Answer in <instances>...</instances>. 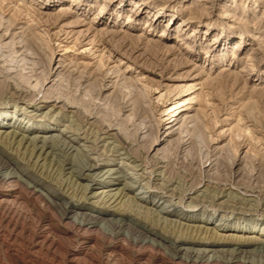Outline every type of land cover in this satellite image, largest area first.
Listing matches in <instances>:
<instances>
[{
  "label": "rangeland",
  "instance_id": "1",
  "mask_svg": "<svg viewBox=\"0 0 264 264\" xmlns=\"http://www.w3.org/2000/svg\"><path fill=\"white\" fill-rule=\"evenodd\" d=\"M42 86L69 101L64 123L72 120V129L76 123L85 132L80 138L67 133L76 147L67 153L59 144L38 168L18 144H0L12 162L28 161L30 170H18L42 188L76 203L85 185L91 196L133 182L124 200L137 206L119 204L112 217L140 214V205L163 208L168 213L155 219L142 213L146 228L173 237L180 235L175 222H182L253 238L258 241L251 248L264 247V0H0L2 131L24 130L31 138L60 134L63 125L45 133L37 131L41 123L25 118V110L46 112L29 101L31 90L39 93ZM174 104L181 111L171 122ZM108 126L124 146L109 139L119 153L109 151L112 145L102 148ZM85 154H105L99 164L118 170L114 179L122 182L106 188L77 175ZM65 161L73 173L61 171ZM121 162L141 168L134 172ZM135 173L150 177L149 187ZM0 188V264H193L158 247L79 227L44 203L32 184L0 179ZM92 202L86 206L94 209ZM108 205L97 210L108 217ZM226 259L204 264L263 260Z\"/></svg>",
  "mask_w": 264,
  "mask_h": 264
},
{
  "label": "bare ground",
  "instance_id": "2",
  "mask_svg": "<svg viewBox=\"0 0 264 264\" xmlns=\"http://www.w3.org/2000/svg\"><path fill=\"white\" fill-rule=\"evenodd\" d=\"M27 43H28V41H27ZM2 64H3V62H2ZM59 68H58V70H59ZM46 73H48V76H50V77L52 75H54V73L51 72L49 69H48V72H46ZM138 79L139 78H137V80ZM49 82H50V80H49ZM58 86H59V84H58ZM28 88H29V86H28ZM51 91H52L51 89H46L45 86H42L40 88L39 93L35 89L31 90V97L29 100L30 103L36 104V107H35L36 109L47 108L46 112H43L41 114H38V111H36V113H30L27 110H25L26 112L25 111L24 112L27 114V115H25V118L29 119V121L41 123V124L37 125L38 126L37 131H42V132L48 133V132L53 130L52 126L58 127L60 125H63L64 129H60V127H59V130H57L60 133L58 136H51L49 138L48 137L47 138L46 137L40 138V137L36 136L34 138H31L28 135V133L24 130L23 131L21 130V132L20 131L9 132V133L7 132V134H6V132L2 131L4 129V127H6L5 124H2V123L0 124V144L1 143H3V144L8 143L10 145L13 143L16 145L18 144L17 147L19 149L21 148L22 150L24 149V153H27L26 156H28V153L30 154L28 161H30V159L32 157H33V159H35L34 162H33V160H31V163L33 162L34 167L36 165L37 168L40 167L41 161H44V165H45L46 159L48 158V156L52 155V152L54 151V149L59 144L62 148H64V150H66L67 153L71 149L76 147L74 144L75 141L68 138L67 133H71L72 136H75V138H80V135L85 134V132H83V133L81 132L82 130L79 128L78 125H75L76 123L74 124L75 129L71 128V127H73L71 124H73L74 121L68 120L69 124L64 123L65 119L70 117L69 115H67L68 112L66 113V111L68 108H70L72 106L69 105V103H68L69 101L67 103H64V98H62L63 97L62 95H61V97L60 96L56 97L57 95L55 96ZM40 93H43V94L39 98L38 96ZM60 103H63V104L59 105ZM175 105L176 104L171 106L172 107L171 112H170L171 117L169 118V121H171V122L177 121V115L180 114V111H181V109H180L181 106H175ZM179 105H183V104L180 103ZM0 108H2V106ZM5 113H7V112H5ZM71 114H74V112H71ZM11 119H14V117L11 116ZM16 120H18V118ZM54 121L56 122V124H54ZM57 127H55V129H58ZM89 130H91V129H89ZM112 130H113V127L108 126L107 131L102 132L103 133L102 141H104L106 144L105 145L103 143L104 145L102 146V148H105V149L108 148L109 149V147L111 145L113 146V144L110 143L109 139L114 140L115 142L118 143V145L121 146V148H123L124 146L122 143L119 142L118 135L110 132ZM30 133H32V131H30ZM173 133H174V131H172V129L168 130L165 136L168 137L169 135H172ZM96 134H97V131H96ZM17 139H18V141H17ZM81 139L84 141L85 137H83V138L81 137ZM38 141H39V143H37ZM186 144H188V143H186ZM12 146H14V145H12ZM77 146H81V145L78 144ZM75 151H78V150L75 149ZM109 151H113V153H119V151L116 150L115 145L113 146L112 150L109 149ZM90 152H91V150L89 149L87 154H89ZM104 155L105 154H101L98 157H92L91 158L89 155L85 154L84 156H85V159H87L86 160L87 162L82 164L78 168L76 173L79 176L81 175L82 177L87 178L90 182L101 181L103 184H106V188H112L113 186H118L120 184V182H122V181H120V178H117L116 180L114 179V178H116L115 176L119 173L118 170H115L113 168L106 169V167L108 166L106 163H105V166H104V164H99L100 161L102 162L106 159V157ZM122 156H123V154H115L114 155V157H116V159L124 160V158H121ZM21 161H23V159ZM21 161L17 160V162L16 161L12 162L10 159L6 158L5 154L3 152H1V150H0V179L4 180V182L5 181L11 182L14 180L19 181L21 183H25V185H27L28 187H30V185L32 184V190L34 191V193L36 192L38 194V196H40V198H42L44 203H46L47 205L52 206V207H58L59 208L58 210H60V214H61V217H63V219L69 220L71 223H73L79 227H82V228L87 229V230H96L97 229L103 233H109V234H112L115 236H120V237H123L124 239L130 240V241L132 240V242H134V243L139 241L142 244H146V245L148 244L152 247H158L159 249L166 251V253H168L171 256V258H173V259H178V260L186 261V262H193V264L194 263H200V264L201 263H203V264L209 263V262L220 260L221 258L226 259L227 257H228L226 259L227 262L238 263V261H240V260L250 259L251 257L253 258L256 256H261L263 258V260H261L260 264H264V247H261L260 249L259 248L258 249L251 248L250 245L256 244V242L258 241V240L253 239V238H242V237L238 238L237 236H232V237L228 236L227 237V236L219 235L218 233H215V232H211L212 228L208 229V228H205L203 226H193L192 227L190 225L189 226L184 225V224H182V222H175L174 228L176 229V227H177L179 229L180 235L173 236V237H171L172 234H171V232L169 234V231H168V233H166L165 231L164 232H156L155 230H157V229H155V228L154 229H149L148 227L146 228L143 220H141V219H144V218H142V213H143V215L146 214L147 216L148 215L150 217L152 216L151 218H154V217L157 218L162 213H168L169 210H165L163 208L162 209H160V208L154 209V208H150V207H146V206L143 207L142 205H140V206H138L140 209L144 208L140 214H137L138 212L135 214V213H132V211H128L129 215H131V216L133 215L130 218H126V217L124 218V216H121L120 219H116V218L112 217L113 216L112 213L117 212L116 207L119 204H123L122 205L123 207L125 206V203H127V205L129 207H130V205H131V207L135 206V205L137 206V204L134 202V199H129L127 202H125V200H124L126 197L125 196L126 189L132 187V185L134 184L133 182L132 183H128V182L125 183L124 182L125 183L124 188H117L115 190L109 189L108 191H102L100 194L95 193L91 196H89L88 193L86 194V191L88 190V185H85L83 187H80L81 191H84L83 195L80 198H78V200L76 199V201H75L76 203H74L73 200L72 201H66V199H64L65 197L63 196L64 195L63 193H61V192L58 193V192H56L55 189L48 190L47 187L42 188L31 177L27 176L26 174H23L18 169L30 170V167H28V161L27 162L26 161L21 162ZM112 161L115 163V165H117V166L119 165L118 163L116 164L117 160L114 159ZM120 164L122 165L121 167H130V169L134 172L138 171L137 170L138 167L141 168L138 165H132L131 166V164H127L124 162H121ZM57 166H59V165H57ZM65 166H69V167L65 168ZM73 168L74 167H73L71 162L65 161V164L62 165L61 171L63 170V171H69L70 172ZM56 169H58V168H56ZM68 174H70V173H68ZM143 174L142 173L141 174L135 173V174H133V176L139 175V176H137L138 177L136 179L137 181L147 179V182H146L147 184L145 186L148 185V187H149L150 177H147V178L143 177ZM77 175H75V176H77ZM156 176H158V175H155V177L153 178V181L158 180L159 177L156 178ZM69 178L72 181V180H74L75 177H74V175L73 176L70 175ZM129 180L133 181V180H135V178L130 176ZM75 183H77L76 180H75ZM69 185H70V183L67 186H69ZM49 187H51V186L49 185ZM57 190H59V189H57ZM73 193H74V191H73ZM75 193H78V191ZM144 193H146L150 196L149 191L145 190ZM182 198H184V197H182ZM91 199L94 200V202H92L94 205H92V206H94V209L96 207L95 210L91 209L92 207L88 208L86 206ZM160 200L155 205H158ZM181 201H182V199H181ZM153 203H155V202H153ZM105 205H108V210H110V213H111L108 215V217L105 215V213H102V212L97 210L98 208L100 209L101 206L104 207ZM105 207H107V206H105ZM123 211H125V209H123ZM121 214H124V213H121ZM145 219H147V218H145ZM147 223L149 225V221ZM153 224H152V227H153ZM182 225H184V226H182ZM150 226H151V224H150ZM173 231L174 230H172V232ZM228 245H231L230 248H226V246H228ZM76 254L77 253H74V255H76Z\"/></svg>",
  "mask_w": 264,
  "mask_h": 264
}]
</instances>
